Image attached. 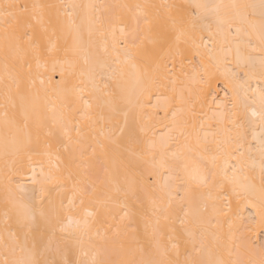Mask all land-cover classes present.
Instances as JSON below:
<instances>
[{"label": "snow or ice", "instance_id": "1", "mask_svg": "<svg viewBox=\"0 0 264 264\" xmlns=\"http://www.w3.org/2000/svg\"><path fill=\"white\" fill-rule=\"evenodd\" d=\"M260 7L258 22L237 16L258 27L264 52V0ZM233 22L227 14L217 20L229 29ZM243 30L237 24L236 32ZM185 35V6L167 0L0 2V264H264V247L254 259L243 236L232 234L231 221L225 238L222 219L232 213L230 198L253 187L247 182L255 161L250 145L245 150L251 132L259 142L261 174L258 219L250 220L264 228V87L245 95L244 101L257 105L250 114L236 90L233 97L213 99L216 107L205 112L200 90L176 94L173 81V95L166 99L175 134L161 142L137 117L139 97L133 100L125 88L128 75L135 76L141 94L166 87L161 52L173 37L179 42ZM86 43L100 69L90 76V95L62 74L63 99L48 104L47 89L37 86L44 84L39 69L58 61L61 52L78 56ZM237 59L253 58L241 57L238 49ZM106 69L111 71L105 78ZM260 69L264 78V56ZM203 81L204 74L192 77L193 84ZM18 107L23 125L16 119ZM26 168L39 193L29 204L16 196V189L23 190L17 177ZM13 221L18 231L11 230ZM141 227L150 236L145 248L135 246ZM72 248L81 258H69Z\"/></svg>", "mask_w": 264, "mask_h": 264}, {"label": "bare ground", "instance_id": "2", "mask_svg": "<svg viewBox=\"0 0 264 264\" xmlns=\"http://www.w3.org/2000/svg\"><path fill=\"white\" fill-rule=\"evenodd\" d=\"M3 2V0H0ZM21 3H59L61 0H20ZM64 3L92 4L101 5L110 3L112 0H63ZM159 2V0H157ZM169 3H177L185 6V22L186 35L176 42L175 37L172 38L169 45H165L161 52V67L168 74L166 87L154 88L151 92L141 94V85H138L134 75L126 77L125 88L128 92L133 93V100L139 97V104L135 108L138 119L141 122L147 123L150 126L151 133L158 141H167L170 135L175 133L170 132L171 112L168 109L169 105L167 97L173 95V81H175L176 94L181 89L195 87L201 91V95L205 98L204 111H208L209 105L212 108L216 107L213 99L216 102L224 100L225 97H233L234 90L239 92V98L242 103L247 105L246 110L250 114L252 110L257 108V105L250 101H244L245 95L252 97L254 93H258L261 87H264V78L261 77L260 58L264 56L261 51L258 27L253 30L243 23L237 16L247 14L249 19L259 21L262 9L260 7L261 0H167ZM196 4L201 5H240L246 6L238 9L221 7L219 9H201L197 10L193 7ZM226 14L234 18L233 26L228 28L227 24L218 25L217 20L224 18ZM237 24H240L244 29L240 33L236 32ZM71 38H69L70 42ZM87 40V36H85ZM251 41V44L248 42ZM239 49L241 57H252V62H240L237 59V50ZM112 68H117L113 64ZM44 79V84L41 86L37 81V86L47 89L48 104H58L63 99V85L61 78L68 83L79 84L85 88L84 95H90L92 82L90 76L93 72H100L97 67L96 56L89 49L87 43L84 46V51L78 56L60 53L58 61L50 59L46 67L39 69ZM111 69H106L103 72L105 78ZM126 73H131V69L125 68ZM197 73L204 74V81L198 84H193L192 77ZM247 74V75H246ZM50 78V79H49ZM100 80V76H96ZM73 104L77 103L75 96L71 98ZM3 98L0 97V150H2V133H3ZM46 111V108H45ZM208 115H211L209 112ZM16 119L23 125L24 116L19 107L16 109ZM119 119L123 121V116ZM258 120V117L256 118ZM259 127L256 128L259 134ZM20 138L24 139L23 132L20 133ZM251 147V155L254 158V166L248 172L249 181L253 187L248 192H241L239 198L232 196L231 209L232 213L228 218H222L223 231L225 238L229 234V221L232 224V234L236 238L243 236L244 242L248 245L252 257L256 260L260 259L259 252L264 247V228H260L251 223L250 218L257 217L259 204V186H260V156L259 142L253 139L252 133L248 134V141L245 144V150ZM40 158H34L39 161ZM2 164V160H0ZM39 163H36V173L39 175ZM18 182L23 186V190L16 189V196L23 204H29L38 198L39 193L33 192L37 186L31 182V170L25 169L24 175L17 177ZM251 201V202H250ZM67 203V201H65ZM254 204L256 206H254ZM211 211V210H210ZM3 207L0 205V238L3 237L4 228ZM251 230H248V228ZM12 231H18L14 221L10 222ZM23 242L22 235L20 236ZM150 243V236L143 231L141 227L135 246L145 248ZM4 249L0 243V259L3 258ZM69 258L76 260L81 258L78 249L72 248L69 253Z\"/></svg>", "mask_w": 264, "mask_h": 264}]
</instances>
